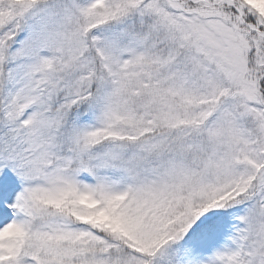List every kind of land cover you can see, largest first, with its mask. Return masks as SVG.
Wrapping results in <instances>:
<instances>
[{
	"label": "snow or ice",
	"instance_id": "obj_1",
	"mask_svg": "<svg viewBox=\"0 0 264 264\" xmlns=\"http://www.w3.org/2000/svg\"><path fill=\"white\" fill-rule=\"evenodd\" d=\"M0 264H264V0H0Z\"/></svg>",
	"mask_w": 264,
	"mask_h": 264
}]
</instances>
